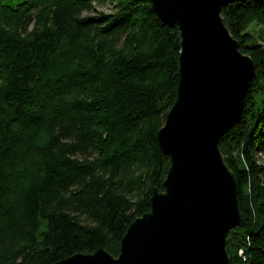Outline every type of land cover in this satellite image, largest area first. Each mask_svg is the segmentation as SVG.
I'll return each mask as SVG.
<instances>
[{
    "label": "trees",
    "instance_id": "obj_1",
    "mask_svg": "<svg viewBox=\"0 0 264 264\" xmlns=\"http://www.w3.org/2000/svg\"><path fill=\"white\" fill-rule=\"evenodd\" d=\"M221 16L257 67L220 142L244 220L227 252L230 264H264V39L250 31L264 25V0ZM181 50L151 0H0V264L119 257L170 169L158 133Z\"/></svg>",
    "mask_w": 264,
    "mask_h": 264
},
{
    "label": "water",
    "instance_id": "obj_2",
    "mask_svg": "<svg viewBox=\"0 0 264 264\" xmlns=\"http://www.w3.org/2000/svg\"><path fill=\"white\" fill-rule=\"evenodd\" d=\"M235 1L151 0L182 40L176 101L158 133L171 162L166 181L128 228L119 257L101 249L56 264H230L226 240L244 220L220 142L241 118L257 68L221 16Z\"/></svg>",
    "mask_w": 264,
    "mask_h": 264
},
{
    "label": "rangeland",
    "instance_id": "obj_3",
    "mask_svg": "<svg viewBox=\"0 0 264 264\" xmlns=\"http://www.w3.org/2000/svg\"><path fill=\"white\" fill-rule=\"evenodd\" d=\"M108 11H109L108 7H98V6L95 7V13L108 12ZM250 31L252 32V34H254V36L257 37L258 42L264 39V25L254 24L251 26Z\"/></svg>",
    "mask_w": 264,
    "mask_h": 264
}]
</instances>
